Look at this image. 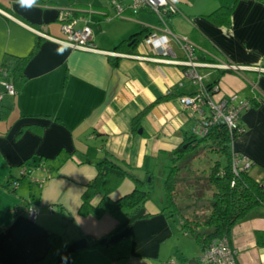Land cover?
I'll return each mask as SVG.
<instances>
[{"label": "crops", "instance_id": "1", "mask_svg": "<svg viewBox=\"0 0 264 264\" xmlns=\"http://www.w3.org/2000/svg\"><path fill=\"white\" fill-rule=\"evenodd\" d=\"M126 1L0 0V70L4 62L30 57L22 82L14 85L0 76V264L46 263L51 234L61 242L59 255L49 264H200L199 250H184L182 238L189 236L181 233L178 219L161 214L164 200L154 204L150 198L129 218L125 210L100 219L78 215L81 196L105 155L140 177L145 169L155 175L152 162L155 167L167 161L166 154L182 143L196 119L179 99L197 87L183 79L182 66L160 61L184 60L182 49L171 41L172 55L153 53L144 40L159 32L157 16L146 9L119 14L113 3L125 8ZM167 1L178 10L167 24L176 39L192 45L197 63L243 69L244 76L216 68L197 71L205 86L218 85L214 101L236 94L249 102L250 108L240 114L243 133L232 142V151L251 164L252 179L264 181V0ZM231 5L228 27L203 18ZM64 10L77 18L76 29H90L94 51L57 42L65 39L57 17ZM135 34L138 41L131 46ZM9 81L15 96L4 93L3 84ZM167 94L175 98L154 106L134 130L135 118ZM32 157L44 162L30 160L35 166L30 176L11 185L14 191L8 189ZM133 187L124 179L109 198L128 195ZM99 200L95 197L92 205ZM27 204L38 208L34 221L17 214ZM87 237L104 247L128 237V256L113 260L88 248ZM228 243L237 264H264V206L250 210L232 228ZM74 251L79 252L72 257Z\"/></svg>", "mask_w": 264, "mask_h": 264}, {"label": "trees", "instance_id": "2", "mask_svg": "<svg viewBox=\"0 0 264 264\" xmlns=\"http://www.w3.org/2000/svg\"><path fill=\"white\" fill-rule=\"evenodd\" d=\"M184 1L192 4L195 0ZM233 9L234 5L221 6L212 13L203 16V18L216 26L228 27ZM177 13L167 14L166 22L168 23L167 19L177 15ZM138 35L135 34L129 39V42L133 40L131 46L138 41V37H136ZM29 58L15 59L11 64L4 62L0 70V76H3L1 73L4 72L6 75L3 77L10 80L13 84L17 81L22 82L24 80L23 67ZM210 64L217 63L211 62ZM240 75L244 76L242 73ZM212 85L206 86L209 97H213L218 93V90L210 92ZM14 90L17 93L15 88ZM171 98H175V95L167 94L147 106L133 121V129L139 128L140 118L145 116L154 106L169 101ZM207 98L204 97L205 100ZM197 120L195 119L194 122L196 123ZM195 123H193V127ZM34 127L40 128L38 125ZM207 128V133L203 137L196 136L193 131L186 132L182 143L172 152L166 154L167 161H165L164 166L166 176L163 179L165 207L161 210V214L166 219H178L181 233L193 239L201 254L213 241L222 239L228 241L232 228L243 221L250 210L257 206H264V181L257 182L249 176L251 164H249L248 168H244L242 165L233 166L234 152L232 151V142L243 133L241 123L238 122V129L233 130V132H229L221 120L208 125ZM201 150L217 157H222L224 164L222 165L220 160L214 161L208 173L204 172L203 183L198 184L196 181H190L189 178L196 176L195 174L199 173L201 169L200 164L197 166L193 165L194 159L192 157V154L198 153ZM30 160L38 164L44 162L40 157L38 160L34 157L26 160L22 165L21 175L17 181L7 186L8 189L14 191L15 188H10L11 185L16 186L19 181L30 176L33 168H35V166H32V163H29ZM95 168L96 175L86 185V189L81 196V205L78 211L79 216H92L100 219L104 215L125 210L127 211L126 217L129 218L136 216L150 199L152 183L155 179V175L150 170L145 169L144 176L140 177L109 155H105L96 164ZM124 179L132 181L133 190L128 195L117 200H111L109 194L119 187ZM196 180L199 181L197 177ZM208 190L212 191L211 198L204 203L205 191ZM97 196H100V200L96 205H92V200ZM178 197H185L199 202L202 207L207 208L208 214L203 216L191 215V217H188L183 213L178 203ZM31 207L36 210L38 209L36 206L30 204H27L25 209L27 210ZM25 209L24 211L19 210L17 214L26 215ZM109 236L110 234L106 238ZM87 241L88 248L99 249L109 258L116 261L125 259L130 250V239L128 237L105 247L88 237ZM60 242L61 238L57 234L49 236V245L46 252V259L48 261L42 264H49L56 260V256L59 255L58 247ZM78 252L74 251L71 256L74 257Z\"/></svg>", "mask_w": 264, "mask_h": 264}, {"label": "built area", "instance_id": "3", "mask_svg": "<svg viewBox=\"0 0 264 264\" xmlns=\"http://www.w3.org/2000/svg\"><path fill=\"white\" fill-rule=\"evenodd\" d=\"M119 14L123 13L125 9L136 13L140 10H149L154 13L159 21V32L149 33L144 40L149 49L157 55L166 58L172 55L170 42L176 41L183 51L184 60L182 61H166L161 62L178 64L183 67L182 77L189 80L197 87V90L192 96L180 97L182 107L189 111L191 118L195 116L197 122L195 123L192 131L198 137H203L207 133V126L221 120L224 122L229 132L238 129V122L240 114L249 108V103L245 100H240L236 94L230 95L228 99L214 101L213 97H209L208 90L203 83V77L198 73V68H216L219 70H232L240 73L243 69L237 66L227 65L223 62L217 64L197 63L195 53L192 45L185 39H176L171 32L169 25L166 22V16L169 13H177V9L173 4L167 0H131L129 5L125 8L120 4L114 2ZM58 14V22L60 23L61 33L65 39L57 40L58 43L74 50L81 51H94L90 45L91 31L87 26L76 29L77 18L71 16L69 10L60 11ZM37 35L47 37L39 31L32 30ZM48 38V37H47ZM56 41V40H55ZM245 69V68H244ZM257 70V68H256ZM261 70V69H258ZM1 72V71H0ZM3 76L6 74L1 73ZM241 74V73H240ZM4 93L9 96H15L16 92L11 83L6 82L3 84ZM219 91L217 84L211 86V91ZM204 97H208L206 100ZM206 110V111H205ZM249 162L244 158L234 153L233 166H241L248 168ZM37 210L28 208L26 210V217L34 221L37 217ZM200 264H237L235 259V251L229 246L226 239L211 242L199 258Z\"/></svg>", "mask_w": 264, "mask_h": 264}, {"label": "rangeland", "instance_id": "4", "mask_svg": "<svg viewBox=\"0 0 264 264\" xmlns=\"http://www.w3.org/2000/svg\"><path fill=\"white\" fill-rule=\"evenodd\" d=\"M129 0L126 1V4L128 3ZM229 65V64H227ZM219 70V69H217ZM223 71V70H221ZM193 157V165H199L201 166V169L199 173L195 174L196 176L190 177V181H196L198 184H202V178L205 176V173H208L210 167L216 160H220L221 164H224V159L222 157H217L216 155L206 153L204 150L199 151L198 153L192 154ZM168 164V163H166ZM165 162L164 160H160L158 165L153 167V162L151 164V169L153 168L154 174H155V179L152 183V192L150 195L151 201L154 204H158L160 201L164 200V191H163V179L166 176V169L164 168ZM162 171L163 175H162ZM205 172V173H204ZM196 177L199 179L196 180ZM211 192L210 190L205 191L206 195L205 198L203 199V202L206 203V200H210L211 198ZM179 198V197H178ZM178 203L180 204V207L182 208V211L185 215L188 217L193 216H201V215H207V208L202 207L199 202L193 200V199H187V198H179ZM195 212V213H193ZM176 221V220H175ZM182 241H184V250L187 253H192V252H197L198 248L196 247L194 241L189 238L185 237L182 238Z\"/></svg>", "mask_w": 264, "mask_h": 264}, {"label": "water", "instance_id": "5", "mask_svg": "<svg viewBox=\"0 0 264 264\" xmlns=\"http://www.w3.org/2000/svg\"><path fill=\"white\" fill-rule=\"evenodd\" d=\"M138 133H141V131H139Z\"/></svg>", "mask_w": 264, "mask_h": 264}]
</instances>
